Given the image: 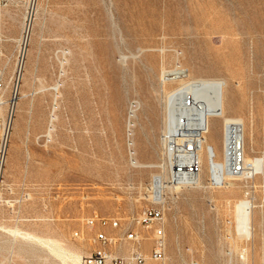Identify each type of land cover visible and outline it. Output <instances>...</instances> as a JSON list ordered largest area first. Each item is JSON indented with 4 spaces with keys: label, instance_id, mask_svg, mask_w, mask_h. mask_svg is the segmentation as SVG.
Listing matches in <instances>:
<instances>
[{
    "label": "rangeland",
    "instance_id": "1",
    "mask_svg": "<svg viewBox=\"0 0 264 264\" xmlns=\"http://www.w3.org/2000/svg\"><path fill=\"white\" fill-rule=\"evenodd\" d=\"M29 20L20 95L30 85L46 89L16 104L5 170L10 187L3 191L14 209L6 204L0 211L6 224L0 264H83L99 229L117 238L109 246L114 255L127 257L138 246L145 264H264V171L213 186L206 154L203 186L167 189V256L152 259L153 231L134 218L149 204L143 187L168 169L133 166L127 138L130 103L139 100L145 116L139 156L163 163L167 93L192 78L225 79L228 114L245 120L247 157L264 159V0H0V66H7L8 78ZM63 49L71 52L70 64L57 97L54 139L46 143L38 136L49 124L55 97L49 87ZM178 66L188 76L163 79ZM158 114L164 122L153 142ZM209 140L222 158L219 116L211 118ZM10 166L15 172L8 177ZM241 199L254 204L249 238L237 230ZM92 216L118 218L121 226L89 228ZM127 227L141 235L139 245L121 240ZM24 231L58 245L53 250L18 234Z\"/></svg>",
    "mask_w": 264,
    "mask_h": 264
},
{
    "label": "built area",
    "instance_id": "2",
    "mask_svg": "<svg viewBox=\"0 0 264 264\" xmlns=\"http://www.w3.org/2000/svg\"><path fill=\"white\" fill-rule=\"evenodd\" d=\"M29 24L30 20L27 28L23 31L25 41L22 43H24V46L21 47L18 54L12 76L8 78L6 65L0 66V203L2 202L3 191L6 186V161L13 131L16 104L20 97V86L24 74ZM1 55L2 49L0 48ZM176 69L184 70V74L173 79L188 76L186 69L178 66L172 70ZM181 103L183 108L188 111L197 107V102L192 94L182 96ZM55 121L54 118L50 120V128L51 125L53 126L51 134L45 132L38 139L46 143L53 141L56 131ZM245 131V123L243 121L230 120L225 122L223 127L225 139L223 155L227 162L226 175L221 181L212 179L210 183L213 186H223L228 178L253 176L258 173L247 161ZM188 132H195L196 140H183V133ZM207 132L208 128L205 125L198 124L197 116L187 112L177 114L176 127L173 130L163 129L161 132L163 154V165L161 167L168 169L167 175L164 173L155 174L151 181L143 187L145 198H147L149 204L134 218L137 224L153 231L154 245L150 257L154 260L164 261L167 256L166 191L172 187L181 188L197 185L203 171V136H206ZM211 149L213 150L212 147ZM211 158L213 162L217 155L214 153ZM8 200L13 210L14 200ZM107 224H111L115 228L121 226L118 218L92 216L85 221V225L89 228ZM80 234V231L75 232L76 236H80ZM120 238L121 240L133 241L138 245L142 240L138 231L131 227L124 229ZM116 240L117 238L108 234L105 229H99L92 237L96 247L84 258L83 264H107L108 261H112L115 264H124L126 262L146 263L147 256L138 246L127 257L114 255L110 251L109 246L115 244Z\"/></svg>",
    "mask_w": 264,
    "mask_h": 264
},
{
    "label": "bare ground",
    "instance_id": "3",
    "mask_svg": "<svg viewBox=\"0 0 264 264\" xmlns=\"http://www.w3.org/2000/svg\"><path fill=\"white\" fill-rule=\"evenodd\" d=\"M29 1L30 3H32L33 0H29ZM26 41L27 43H29L28 40ZM28 50H29V46H27L26 55H27ZM69 53L71 52L63 49V50L57 51V54H56L57 59L60 63V69H59L58 78L55 84L49 87L51 89H54L55 97L53 99V104H52L50 118H49V124L46 130L47 134L48 133L51 134V130L53 128L52 125L50 128L51 118H54L55 120L58 119L57 109L59 108V104H58L57 97L59 94L60 87L61 85H63L62 77L67 74L66 66L67 64L68 65L70 64V57L68 56ZM183 74H184V70H179V69L168 71V72L164 71L163 79L165 80L170 79V78L173 79V78L182 76ZM228 87H229V84L227 83L225 79L192 78L188 81L183 82L179 87L169 91L166 95L167 96L166 102H165L166 119H165L164 129L168 131L173 130L176 127V116L178 113H181V112L195 114L198 118V124L205 125L208 128V132L206 136H203L204 150L202 153V162H204V154H206L207 168L209 172V182H211L212 179H214L215 181L223 180L224 176L226 175L225 169L227 165V162L223 155L224 151L222 154V158H219L218 152H217V149L214 143H212L209 140V133L211 131V118L214 116H219L222 118V131H223V127L226 121L239 120L245 123V120L243 118L238 117V116H233L232 114H228V105L230 103L229 100L227 99ZM45 89L46 87L36 90L32 86L29 92H22L20 96L30 95V97H32V96H35L37 93L44 91ZM188 94H192L197 102L196 109H192L190 111L184 109L181 103L182 96L188 95ZM142 108H143V105L141 101L139 100L131 101L129 111H128V117H127V138H128L130 161H131V164L135 167H145L146 164H148L142 161L138 156L137 140L135 137L137 127H138L137 117L139 115V111ZM41 136L42 135H39L38 138ZM27 139L25 143H27ZM183 140H196V133L195 132L183 133ZM245 140H246V131H245ZM224 142H225V139H224V133H223V149H224ZM211 147L213 148V150L211 149ZM214 153L217 155V158L214 159L215 162L214 161L212 162L211 157L213 156ZM27 155L28 157H30L29 150H27ZM247 161L258 172L262 173L264 171V159L262 157H247ZM160 165H163V163L150 164L147 166L155 167V166H160ZM6 184L10 187V184H8L7 182ZM196 186H203L202 173L199 177V180ZM233 191L234 189L229 190V192H233ZM2 200L5 201L10 206L9 200L7 198L2 196ZM253 207H254V204L249 199H241L236 204L235 213H236V218H237V227H238L237 230L245 234L247 237L249 235H252L253 225L251 224H252V218H253ZM4 229H5L4 224L0 223V231ZM18 234L23 235V237H26L31 240H37V241L43 242V239L41 237H38L32 232L24 231V232H18ZM44 241L46 242V244L47 242H49L47 240H44ZM53 244H54V247L55 245H58V243H53ZM53 244H50V245H53ZM59 248H62V250L64 249L61 246ZM67 251L68 250H66V254L68 253ZM63 253H64V250H63ZM70 255L80 260L79 255L72 254V253Z\"/></svg>",
    "mask_w": 264,
    "mask_h": 264
},
{
    "label": "crops",
    "instance_id": "4",
    "mask_svg": "<svg viewBox=\"0 0 264 264\" xmlns=\"http://www.w3.org/2000/svg\"><path fill=\"white\" fill-rule=\"evenodd\" d=\"M32 51L34 52V46L32 47ZM29 51V50H28ZM33 74H34V69H33ZM31 90V85L30 86H28V87H26L25 89H23L22 90V92H29ZM20 98L21 99H25V98H29V99H32V101H34L35 99V96H32V97H30V95H27V96H20ZM143 117L145 118V116H144V108H142L140 111H139V115H138V117H137V120H138V127H137V131H136V140H137V147L138 148H140V145L142 144V134L144 133V129H143V124H142V121H143ZM163 122H164V119H163V117L160 115V114H158V115H155L154 116V123L156 124V127H155V130H154V135H153V142L155 141V137L157 138L158 136H159V134H160V132H161V128H162V125H163ZM153 148V150H154V152L156 153L157 152V148L156 147H152ZM152 155V154H151ZM138 156H139V150H138ZM30 158V157H29ZM139 158H140V156H139ZM141 159V158H140ZM142 160V159H141ZM142 161H144V162H146V163H148V164H146V168H152V167H148L147 165H150V164H155V163H152V162H150V160H142ZM14 172H15V169H13L11 166L7 169V175H8V177L9 176H11L12 174H14ZM6 182L8 183V184H10L7 180H6ZM7 203L5 202V201H3L2 200V202L0 203V211H2L3 209H4V205H6ZM8 205V204H7ZM0 223H2V224H4L5 226H6V224L4 223V220H3V217H2V215L0 214ZM2 232H4V231H0V235L2 234ZM35 234V233H34ZM35 235H37V234H35ZM38 237H41V236H39V235H37ZM42 239H43V242H40V241H38V242H40V243H42V244H45V245H47V246H49L50 248H52L53 250H54V244L53 243H49V242H47V244H46V242L44 241V240H47L48 241V239H46V238H43V237H41ZM33 241H37V240H33ZM50 244H53V245H50Z\"/></svg>",
    "mask_w": 264,
    "mask_h": 264
}]
</instances>
